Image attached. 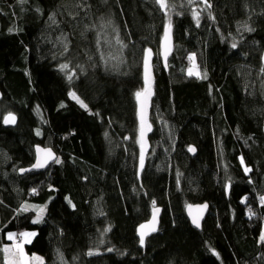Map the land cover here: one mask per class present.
I'll return each mask as SVG.
<instances>
[{"label":"trees","instance_id":"trees-1","mask_svg":"<svg viewBox=\"0 0 264 264\" xmlns=\"http://www.w3.org/2000/svg\"><path fill=\"white\" fill-rule=\"evenodd\" d=\"M208 3L0 0V249L34 230L24 250L44 264H264V0ZM144 49L155 83L139 170ZM9 112L14 127L2 123ZM37 145L60 163L21 174ZM204 202L196 230L185 208ZM25 204L46 205L42 222ZM154 208L159 231L141 246Z\"/></svg>","mask_w":264,"mask_h":264},{"label":"snow or ice","instance_id":"snow-or-ice-1","mask_svg":"<svg viewBox=\"0 0 264 264\" xmlns=\"http://www.w3.org/2000/svg\"><path fill=\"white\" fill-rule=\"evenodd\" d=\"M20 2H26V0H20ZM155 2L160 6L161 9H165L168 7L167 0H155ZM193 0H188V3H192ZM203 3H205L207 8H211V4L208 3V0H203ZM193 19L196 20L197 25H199V14L195 11L192 13ZM246 30L252 31L253 29L247 28ZM11 31V29H10ZM170 32H171V22L167 25H165V30H164V36H163V47H164V57L167 59V55L171 51L169 47V41H170ZM117 43L121 44V47H127L126 44H123L118 38H117ZM233 48H236V44H232ZM144 55H143V81H144V86L141 90L137 91L135 93V98L137 101V115L140 120V143H141V153H140V167L143 168L144 166V134H145V126L147 124V118H146V110H147V102L149 97L151 96V64H150V59L152 56V50L151 49H144L143 50ZM103 59V56H102ZM190 60L194 61L193 56H189ZM107 64V61H105ZM61 70L63 71L64 69L68 68V64H62L60 66ZM195 68V63L193 62V67L188 70L189 75H199V73H194L193 69ZM261 72H264V68L261 69ZM201 78H206V74H204L203 77ZM69 79H72L71 76H69ZM69 95L77 101V103L80 104L81 107L87 108V105L84 104L82 100L79 99V97L74 93L70 92ZM3 122L5 124H14L16 122V117L13 113L9 112L7 115L3 117ZM149 130H150V126ZM39 135V132L37 133ZM42 150L37 148V152H41ZM45 152V155L47 156L48 159H55L56 163H60V160L58 158L53 157V153L51 152L50 149H45L43 150ZM188 151L194 152L195 149L192 147H189ZM47 159L41 160L39 157L37 158V162L33 165L34 168H41L44 167L45 164L47 163ZM243 163V160L241 161ZM21 171H26L25 169H21ZM245 171H250V169L245 168ZM33 192L36 190L33 189ZM260 201L262 204H264V196L260 197ZM71 203V201H69ZM153 205H155V201H153ZM190 209V215H191V209L193 208L192 205L188 206ZM206 207L204 206H197L198 211H202V209ZM22 211H28V206H22ZM44 208H40L38 213H37V218L36 220L33 221V223H38L40 219L42 218ZM159 211V209L154 208L153 214H152V219L148 221L146 224H141L138 232H139V239H140V244L143 246L144 241H145V236L149 234V231L155 232L156 229V213ZM249 215H253L251 210L249 211ZM193 223L199 227V219L197 216H193ZM145 229H148L149 231H145ZM105 232L108 231V229H104ZM36 233L34 232H21L19 234L16 233H8L7 239L10 241H17L16 243H13L11 245H5L2 249H0V252H3L4 254V261L3 264H33V262H38V264H44L43 258L32 255L29 257L25 251H24V244L30 242L31 237L35 236ZM19 237V239H18ZM260 240L264 242V232L261 233ZM108 251H112V249H108ZM95 253L89 252L88 255H93ZM215 254V253H214Z\"/></svg>","mask_w":264,"mask_h":264},{"label":"water","instance_id":"water-1","mask_svg":"<svg viewBox=\"0 0 264 264\" xmlns=\"http://www.w3.org/2000/svg\"><path fill=\"white\" fill-rule=\"evenodd\" d=\"M163 36H164V33H163ZM163 36H162V39H161L160 44H159V55H160V58H161V61H162L163 68L165 69V71H167L168 60H169V58H170V56H171V54L173 53V50H174V40H173L172 28H171V32H170V41H169V47H170L171 51L167 55V59H165V57H164ZM152 57H153V52H152V56H151V59H150V64H151V96L149 97L148 102H147V110H146L147 124L145 126V134H144V141H143V143H144V162H145L146 156H147V154H148V152L150 150L149 135H150L151 130H152V125L150 123V111H151L152 97H153V94H154L153 86H154V83H155V72H154V66H153ZM143 71H144V69H143ZM0 95H1V92H0ZM135 101H136V99H135ZM137 108H138V105H137V101H136V109ZM14 115L16 117V122L14 124H5L2 121L3 125L6 126V127H14V126H16V124H17V115L16 114H14ZM137 120H138V123H139L138 134H139V142H140V120H139L138 115H137ZM148 126H150V130H149ZM37 148L41 149L42 151L38 153L37 152ZM45 149H50L51 152L53 153V157L57 158V154L51 148H45V147L37 145V146L34 147V151H35V161H34V163L31 166H29L27 168H24L26 171H21L20 170V173L23 174V173H28V172H31V171H43L46 168H48L51 164H53L55 162V159H48L47 156L45 155V152L43 151ZM140 153H141V143H140ZM38 157L41 160L47 159L48 162L45 164L44 167L34 168L33 165L37 162V158ZM139 170H141L140 166H139ZM189 205L193 206V208L191 209V215H190V209L188 207ZM189 205H187L186 208H185V215H186L187 219L189 220L191 226L194 229L201 230L202 223L204 222V220H205V218H206V216L208 215V212H209V204L207 202H204V203L189 204ZM204 205H206V207H204L202 209V211H198L197 210V206H204ZM156 209H159V211L156 213V218H157L156 229L157 230L155 232H151L148 229H145V231H149V234L147 236H145V241H146V239L148 237L152 236L153 234H156L159 231L160 219H161V215H162V208H156ZM152 214H153V212H152ZM193 216H197L198 217L199 225H200L199 227H197L193 223ZM151 219H152V215L150 216V218L147 221L143 222L142 224H146ZM139 227H140V225L137 228V236H138V238H139V232H138ZM139 241H140V239H139ZM145 241H144V243H145Z\"/></svg>","mask_w":264,"mask_h":264},{"label":"rangeland","instance_id":"rangeland-1","mask_svg":"<svg viewBox=\"0 0 264 264\" xmlns=\"http://www.w3.org/2000/svg\"><path fill=\"white\" fill-rule=\"evenodd\" d=\"M25 206H28V208H31V210L33 209V210L36 212V214L38 213V211H39L40 208H44L43 215L45 214V211H46V205H42V204H34V205L25 204ZM36 218H37V215H36V217L34 218V220H36ZM40 222H42V218L40 219V221H39L38 223H40ZM23 232H34V233L37 234V232L34 231V230H25V231H23ZM34 237H35V236L31 237L30 242L24 244V247H25L26 245L30 244V243L32 242V240H33ZM25 253H26V252H25ZM26 254H27V253H26ZM27 255H28V254H27ZM33 264H35V263H33Z\"/></svg>","mask_w":264,"mask_h":264},{"label":"crops","instance_id":"crops-1","mask_svg":"<svg viewBox=\"0 0 264 264\" xmlns=\"http://www.w3.org/2000/svg\"><path fill=\"white\" fill-rule=\"evenodd\" d=\"M13 243H14V242H13ZM13 243H12V244H13ZM8 245H11V244H8ZM24 251H25V250H24ZM32 255H36V256H39V257H41V256H40V255H38V254H31V255H29V254H28V256H29V257H31ZM43 261H44V260H43ZM33 263H35V264H38V262H33Z\"/></svg>","mask_w":264,"mask_h":264},{"label":"built area","instance_id":"built-area-1","mask_svg":"<svg viewBox=\"0 0 264 264\" xmlns=\"http://www.w3.org/2000/svg\"><path fill=\"white\" fill-rule=\"evenodd\" d=\"M18 239H19V237H18ZM15 242H18V240H17V241H15Z\"/></svg>","mask_w":264,"mask_h":264}]
</instances>
